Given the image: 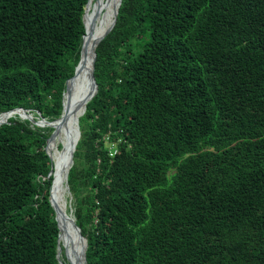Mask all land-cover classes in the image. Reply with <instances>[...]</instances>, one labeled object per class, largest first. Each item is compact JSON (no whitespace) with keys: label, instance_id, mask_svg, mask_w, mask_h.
I'll return each mask as SVG.
<instances>
[{"label":"trees","instance_id":"16d2710c","mask_svg":"<svg viewBox=\"0 0 264 264\" xmlns=\"http://www.w3.org/2000/svg\"><path fill=\"white\" fill-rule=\"evenodd\" d=\"M87 2L0 0V113L60 117ZM96 51L68 175L87 264H264V0H122ZM6 120L0 264H61L54 127Z\"/></svg>","mask_w":264,"mask_h":264},{"label":"bare ground","instance_id":"6f19581e","mask_svg":"<svg viewBox=\"0 0 264 264\" xmlns=\"http://www.w3.org/2000/svg\"><path fill=\"white\" fill-rule=\"evenodd\" d=\"M101 3H102V0H96V2L95 0H89V3L87 5V9H86L87 16L85 15L86 16L85 23H86L87 32L85 34L84 42H83V52H82L83 55L81 59V66L76 76L73 79H71L68 83V89L65 94V113L67 114L68 118L66 122L64 121L61 123H58V122L56 123L59 129V133L55 134L57 135L56 137L60 136L62 133H65L64 131H69L70 128L73 129L74 119L76 118V115L80 114V112L85 107L86 98L90 91L89 89L90 86L87 84L86 81L88 78V74L90 73L92 69L93 47L95 43L104 34V33H101V31L105 28V26L113 18L117 0H109L108 14L106 15L104 19H102L101 13H102V10L105 9L106 7L105 1L102 7H101ZM97 5L99 6L98 12L95 13L97 11L96 10ZM21 111H24V112H21ZM17 113L19 115H22V117L24 118H26L30 114L34 117V115L32 113H29L28 111H25L23 109H16V110H11V111L0 113V123H2L7 118L12 117L13 115ZM37 120L39 124H42V123L48 124V122H46L45 120H42L41 118ZM73 136H74V129H73ZM67 153L69 154V149L67 150ZM62 159H63L62 156L57 160L53 159L54 161V169H53L54 189L52 193V200L58 209V216H59L58 218L60 219L59 220L60 227H61V219H62L60 242L62 246H64V248L66 249L67 255L70 258V264H81L78 259V253L80 251V248H78L79 245H76L77 243L75 239V233L77 234V232L75 231L73 227V221H72V218L74 216L73 214L69 212L68 207H66L67 205L64 203L65 201L63 197L60 199V197L62 196L63 190L66 189L64 184L66 183L65 181H67L66 173L68 172V168H69V162H68L69 155L67 156L66 161ZM55 193H56V200L54 202ZM57 201H59L62 215L59 211ZM63 211H64V214H63ZM71 236L72 238H74L73 240L74 243L71 242Z\"/></svg>","mask_w":264,"mask_h":264},{"label":"water","instance_id":"95a60500","mask_svg":"<svg viewBox=\"0 0 264 264\" xmlns=\"http://www.w3.org/2000/svg\"><path fill=\"white\" fill-rule=\"evenodd\" d=\"M121 1L122 0H119L118 3L116 4V8H115V11H114V17H113V20L110 24V26L107 28V30L105 31V33L101 36V38L95 43L94 47H93V57H92V60H93V64H92V69L90 71V73L88 74V78H87V84L90 86V91L87 95V98H86V102H85V107L84 109L80 112V114L76 115V118L74 119V126H73V129H74V136H73V139H72V144H71V147H70V151H69V168H68V172L66 173V176H67V181H66V185L67 187L69 188V183H68V175H69V171H70V168L71 166L73 165V162H74V152H75V149H76V146H77V143L79 141V138L81 136V130H80V124H79V117L81 115H83L86 111V108H87V103L93 98V96L96 94V92L98 91V82L96 80V76H95V61H96V57H97V51H96V47L98 45V43L111 31V29L114 27L115 23H116V20H117V15H118V11H119V6L121 4ZM89 3V0L86 4V7H85V12H84V22H85V15H86V9H87V5ZM85 26H86V23H85ZM86 32H87V28H86ZM86 34V33H85ZM85 34L83 36V42H84V37H85ZM83 44H82V49H81V57H80V60L75 68V73L72 77H70L68 80H67V87H66V91L68 89V83L71 79H73L77 72L79 71L80 69V66H81V59H82V55H83ZM66 91L64 92V95H63V102H64V107H63V112L62 114L60 115V117H58L57 119L55 120H48L46 117L40 115L39 113V117L42 119V120H45L46 122H48L47 125H50L52 127H54V130L51 134V136L48 138V142L50 139H52L54 137V135L56 134V132L58 131V126L56 125V123H61V122H66L67 121V114L65 113V94H66ZM16 109H23L25 111H28L27 109L23 108V107H17V108H13L11 110H16ZM9 110V111H11ZM6 112V111H5ZM22 117V115H20ZM24 118V117H23ZM26 118L30 119L31 121H33L34 123H37L39 124L38 120L35 119L31 114L29 116H27ZM8 120H5L3 121L2 123H5L7 122ZM0 123V125L2 124ZM41 125V124H39ZM64 148V147H62ZM49 153V152H48ZM50 157L52 158L53 160V157L51 155V153H49ZM53 169H54V161H53V166H52V169H51V172L49 175L53 174ZM53 184H54V175H53ZM53 187V186H52ZM67 188V189H68ZM69 191H70V188H69ZM51 194H52V189H51ZM51 194H50V200H51V203L55 209V212H56V219H57V222H58V225H59V228H60V233H59V236H58V252H57V257L59 259V262L61 264H64L62 258H61V253H62V250H63V246L60 242V234H61V227H60V224H59V218H58V209L56 207V205L53 203V200L51 198ZM70 213H72V209L70 210ZM74 216V215H73ZM72 221H73V227L75 229V231L77 232V234L75 233V239H76V245H79L78 248H80V251L78 253V259H79V262L81 264H87V255H86V250H87V246H88V240H87V237L82 233V230H81V227L77 224L76 222V218L75 216L72 218ZM74 238H72L71 236V242H73ZM76 249V248H75ZM66 251V249H65ZM66 256H67V259L70 261V258L69 256L67 255V252H66Z\"/></svg>","mask_w":264,"mask_h":264},{"label":"rangeland","instance_id":"374dc122","mask_svg":"<svg viewBox=\"0 0 264 264\" xmlns=\"http://www.w3.org/2000/svg\"><path fill=\"white\" fill-rule=\"evenodd\" d=\"M104 1L105 0H102V3H101V7H102V5L104 4ZM95 2H96V0H95ZM105 6L106 7H108V3H106V1H105ZM105 7V8H106ZM98 8H99V6L97 5L96 6V12L95 13H97L98 12ZM104 10V9H103ZM102 10V11H103ZM88 14V13H87ZM87 16V15H86ZM85 16V17H86ZM18 114V113H17ZM16 115V114H15ZM15 115H13V116H15ZM20 116V115H19ZM21 117V116H20ZM23 118V117H22ZM35 118V117H34ZM40 117H37V118H35V119H39ZM41 125H45V123H42ZM47 125V124H46ZM72 130V131H71ZM65 133H62V131H61V135L60 136H58V137H56L57 135H54V137L52 138V139H50L49 140V144H47V147H46V149H47V151L49 152V153H51V155L53 156V159H55V160H57V159H59L61 156H62V160H64V161H66V158H67V156H68V153H67V150L69 149V151H70V146H71V144H72V139H73V129H71L70 128V130L69 131H64ZM59 133V129H58V131H57V133L56 134H58ZM54 140V141H53ZM62 147H64V148H62ZM58 156H59V158H58ZM66 180V179H65ZM66 182V181H65ZM53 186V185H52ZM64 186H65V190H63V192H62V196L60 197V199L63 197V199H64V203L67 205L66 207H68V209H69V207H70V205H71V203H72V200H73V194H72V192L71 191H69V188L67 187V185H66V183L64 184ZM68 188V189H67ZM52 198V197H51ZM60 211V210H59ZM63 214H64V211H63ZM62 252L63 253H66V251H65V248H64V246H63V250H62ZM68 260V259H67ZM68 262L70 263V261L68 260Z\"/></svg>","mask_w":264,"mask_h":264}]
</instances>
